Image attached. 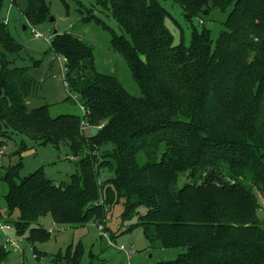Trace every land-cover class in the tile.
I'll return each mask as SVG.
<instances>
[{"label":"trees","instance_id":"trees-1","mask_svg":"<svg viewBox=\"0 0 264 264\" xmlns=\"http://www.w3.org/2000/svg\"><path fill=\"white\" fill-rule=\"evenodd\" d=\"M4 1L0 145L20 134L39 145L64 143L79 159L68 184L54 185L41 169L19 178L20 157L0 176L7 186V216L18 213L16 233L29 231L30 244L47 240L51 231L39 221L49 216L55 225L74 229L94 222L114 239L102 225L121 203V225L136 218L127 232L142 229L151 249L185 250L158 264H264V219L258 215L264 208L258 203L264 205V0H174L190 26L188 46L174 44L163 0H91L116 21L121 34L110 30L111 43L140 97L129 95L113 75L96 71L90 46L55 32L49 51L65 60L66 89L78 95L82 121L70 115L52 119L47 106L28 108L35 86L29 71L40 62L14 65L23 48L5 25ZM60 1L83 6L80 0ZM24 2L21 8L19 0H10L27 25L49 21L45 0ZM230 5L213 45L209 32L192 21ZM87 18L95 17L88 11ZM90 129L97 130L94 136ZM68 251L70 263H78L80 244ZM7 257L0 245V264Z\"/></svg>","mask_w":264,"mask_h":264},{"label":"rangeland","instance_id":"rangeland-1","mask_svg":"<svg viewBox=\"0 0 264 264\" xmlns=\"http://www.w3.org/2000/svg\"><path fill=\"white\" fill-rule=\"evenodd\" d=\"M45 1L51 15L49 21L34 28L25 23L23 14L16 6L10 4V0L4 1L1 13L6 19L5 25L11 36L23 48L20 58L14 65L30 67L33 61L40 62L38 67L31 68L29 71L35 86L28 100V108L38 109V107L47 106L52 119L70 115L82 121L83 111L79 103L80 99L78 95L66 89L64 79L66 63L62 59H57V56L49 51L48 39L52 38L55 32L69 34L80 39L86 46H90L93 50L96 71L103 75H113L129 95L140 97V91L132 79L128 65L113 49L110 30L116 35H120L121 31L110 12L95 6L91 0H80L82 7L72 1H67V7L60 0ZM19 4L23 8L24 0H19ZM162 5L171 17L166 19L165 23L174 44L182 42L188 46L191 37L190 26L184 20L181 8L174 0H163ZM231 9L232 5L224 11L210 8L207 13H201L195 17L192 23L198 30L206 29L214 45L224 30L223 24ZM88 11L95 18H87ZM51 18L53 21H50ZM32 29L40 35L39 39L34 38ZM84 134L87 136L88 131L84 130ZM21 144H23L22 149H20ZM19 159L21 161L20 168L17 170L19 178L22 179L41 169L44 176L54 185L68 184L71 176L77 174L79 168V159L71 157L64 143H58L57 146L52 143L39 145L29 137L14 134L11 139L5 140L4 144L0 145V176L16 165ZM136 160L139 166L145 163L142 153L137 155ZM182 185L183 179H179L178 186ZM6 193L7 186L0 181V222H8L11 226V231L0 236V245H3L8 253L7 260L3 264H71L65 255L72 252L68 251L69 247L74 251L78 244L82 254L78 263L74 264H158L173 261L185 252L184 249H151L142 229L135 228L127 232L129 225L136 223V218L121 225L123 213L121 203L109 210L105 223L102 225L113 235L114 239H111L109 235L108 237L116 244L114 247L107 246L109 239L100 237L94 222L74 229L55 225L49 216L42 218L39 222L43 228L51 231L50 237L45 241L30 244L27 242L29 231L26 230L22 235H18L14 229L13 222L18 219V213L14 212L11 216H7L4 201ZM258 203L264 207L260 199ZM259 211V217L264 219V208H260ZM140 212L143 210L140 209ZM7 237L10 240L9 243H6ZM119 247H123L124 251H119ZM126 254L131 255L129 261Z\"/></svg>","mask_w":264,"mask_h":264},{"label":"built area","instance_id":"built-area-1","mask_svg":"<svg viewBox=\"0 0 264 264\" xmlns=\"http://www.w3.org/2000/svg\"><path fill=\"white\" fill-rule=\"evenodd\" d=\"M32 33L34 35V38H36V39L40 38V35L37 34L33 29H32ZM49 41H50V39H48V42ZM10 230H11V226L8 223H4V222L2 223V221L0 222V236L3 235V234H6ZM99 233H100L101 236H103V237H105L107 239L109 238V237H107L106 233L102 231L101 228H99ZM9 242H10V240L6 239V243H9ZM107 245L109 247L116 246V244L114 242L110 241V240H108ZM13 247H15V245ZM119 251H124V248L123 247H119ZM126 256H127V260L129 261L131 259V255L130 254H126Z\"/></svg>","mask_w":264,"mask_h":264},{"label":"water","instance_id":"water-1","mask_svg":"<svg viewBox=\"0 0 264 264\" xmlns=\"http://www.w3.org/2000/svg\"><path fill=\"white\" fill-rule=\"evenodd\" d=\"M50 21H53L52 18L50 19ZM25 30V29H24ZM97 130L96 129H90V134L91 136H94L96 134Z\"/></svg>","mask_w":264,"mask_h":264}]
</instances>
